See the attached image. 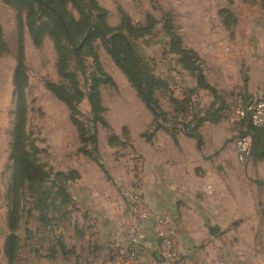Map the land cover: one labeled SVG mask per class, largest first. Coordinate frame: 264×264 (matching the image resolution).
<instances>
[{
	"label": "rangeland",
	"instance_id": "obj_1",
	"mask_svg": "<svg viewBox=\"0 0 264 264\" xmlns=\"http://www.w3.org/2000/svg\"><path fill=\"white\" fill-rule=\"evenodd\" d=\"M95 1L105 10L103 20L109 27L119 28L123 18L132 26L145 27V33L130 38V44L144 77L158 81L153 96L163 115L154 119L96 40L91 46L98 64L86 48L77 61L70 56L67 72L75 73L84 95L99 70L107 73L114 85L99 87L104 109L100 116L106 125L95 123L84 96L77 105L75 119L82 129L78 131L68 108L45 86L66 84L58 73L54 41L45 36L39 47L33 46L24 26V11L22 57L27 82L17 91L12 76L17 64L20 12L0 0V27L7 48H2L0 57V264H9L3 246L10 234L8 210L13 196L7 193L11 167L8 157L18 103L24 118L25 150L50 173L51 184L34 194L23 188L16 196L18 219L14 233L18 245L13 264H128L122 248L113 254L107 246L104 221L119 213L121 225L129 219L136 193L122 194L118 186L139 171L141 143L152 142L158 130L179 136L205 123H222L223 128L236 130L237 124L228 122L230 111L264 96V0ZM67 10L77 21V11L69 4ZM94 16L92 21L97 14ZM173 38L197 57L207 87H200L196 72L187 69L171 51ZM80 65L83 75L75 72ZM156 123L162 128H156ZM245 133L237 131V137ZM81 135L87 139L84 143ZM74 175L78 177L74 179ZM81 181L88 189L92 182L112 189L113 197L122 200L121 207L80 201ZM261 205L258 212L264 216ZM172 246L174 250L173 241ZM147 254L157 260L150 252ZM183 261L180 257L174 264Z\"/></svg>",
	"mask_w": 264,
	"mask_h": 264
},
{
	"label": "crops",
	"instance_id": "obj_2",
	"mask_svg": "<svg viewBox=\"0 0 264 264\" xmlns=\"http://www.w3.org/2000/svg\"><path fill=\"white\" fill-rule=\"evenodd\" d=\"M236 126L203 124L199 147L186 132L176 136V145L168 133L156 131L152 142L140 145L139 171L128 184L118 186L122 194L135 192L154 214L169 219L174 252L177 259L184 257L182 264H260V258L264 262V216L258 212L259 203L264 208V157L237 162L233 139L237 131L247 134L250 127ZM94 184L88 189L83 181L78 183L80 201L121 207L112 189ZM119 217L120 213L104 221V239L113 254L121 249ZM138 251L135 264H161L144 249Z\"/></svg>",
	"mask_w": 264,
	"mask_h": 264
},
{
	"label": "trees",
	"instance_id": "obj_3",
	"mask_svg": "<svg viewBox=\"0 0 264 264\" xmlns=\"http://www.w3.org/2000/svg\"><path fill=\"white\" fill-rule=\"evenodd\" d=\"M5 4L14 6L20 12L17 15L18 30V48L16 55V67L13 71L12 82L17 91L22 89L27 82V75L22 57V17L24 13V26L32 39L33 46L39 47L45 36L52 38L58 56V73L61 78L66 81L64 85L47 83L46 88L64 105L70 112V120L77 127L78 131L82 130L76 121L78 114L77 105L85 96L89 102L91 113L94 116L96 124L106 125L105 120L100 114L104 109L101 104L99 87L103 85H114L113 79L104 71L92 76L90 79L87 93L84 95L78 86L75 73H68V61L73 56L77 61L79 54L86 48L90 51L88 54L94 59L96 64L98 61L93 54L91 44L96 40L102 43L104 50L111 56L114 63L125 75L128 82L136 90L138 97L144 103L146 108L153 114L154 119H160L163 115L157 102L154 100L153 92L158 84L156 79L151 77L145 78L141 71L138 59L134 54V50L130 44V38L138 37L145 33V27H135L129 24L126 18H123L119 28L109 27L103 20L105 10L101 8L95 0H1ZM71 5L78 13L76 21L68 12L67 5ZM94 14H97L94 20ZM71 47V48H70ZM2 48L6 50V46L2 36L0 27V57L2 56ZM70 48V49H69ZM73 48H76L74 50ZM91 49V50H90ZM171 51L180 57V61L184 66L196 72L195 78L200 87H207L203 73L198 64L197 57L190 50L181 48L178 41L173 38L171 43ZM77 67V66H76ZM75 72L83 75V68H75ZM207 121V120H205ZM219 120L215 121L218 122ZM214 122V121H213ZM156 128H162L156 123ZM24 118L22 117V109L18 103L15 110V123L11 134L10 154V181L7 193L13 196L12 204L8 210V230L9 235L6 237L3 251L8 259L9 264H13L16 256L18 245V237L15 235L17 230V204L16 196L23 188L36 193L39 189L44 190L46 184L50 183V173L43 170L36 163L33 156L25 150L23 144ZM247 125V124H246ZM248 129V133L252 139L251 157L261 159L264 157V128ZM197 130L186 129V134L193 137L201 143L199 128ZM81 132V131H80ZM170 137L177 145L176 136L169 133ZM82 143L87 141L85 136L81 135ZM86 152V151H85ZM84 152V153H85ZM89 154V153H88ZM90 156V154H89ZM78 175H74L76 179ZM264 184V183H261ZM49 187V186H48ZM50 188H47V193Z\"/></svg>",
	"mask_w": 264,
	"mask_h": 264
},
{
	"label": "built area",
	"instance_id": "obj_4",
	"mask_svg": "<svg viewBox=\"0 0 264 264\" xmlns=\"http://www.w3.org/2000/svg\"><path fill=\"white\" fill-rule=\"evenodd\" d=\"M231 125L247 124L264 128V96L232 109L228 116ZM235 157L239 164L250 159L252 139L249 134L233 140ZM206 189H211L208 185ZM152 219L150 229L147 222ZM128 264H135L138 249L150 252L161 264H174L177 260L172 246L170 222L166 216L154 214L150 206L138 195L132 199L129 219L122 225L118 245Z\"/></svg>",
	"mask_w": 264,
	"mask_h": 264
},
{
	"label": "water",
	"instance_id": "obj_5",
	"mask_svg": "<svg viewBox=\"0 0 264 264\" xmlns=\"http://www.w3.org/2000/svg\"><path fill=\"white\" fill-rule=\"evenodd\" d=\"M183 129L185 130V126L183 125Z\"/></svg>",
	"mask_w": 264,
	"mask_h": 264
}]
</instances>
